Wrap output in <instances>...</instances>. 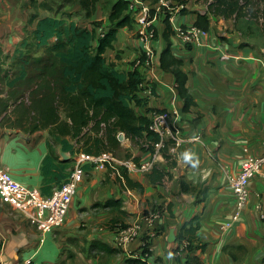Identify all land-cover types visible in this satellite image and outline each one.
<instances>
[{
  "label": "crops",
  "instance_id": "obj_1",
  "mask_svg": "<svg viewBox=\"0 0 264 264\" xmlns=\"http://www.w3.org/2000/svg\"><path fill=\"white\" fill-rule=\"evenodd\" d=\"M100 4L95 20L101 14ZM186 9L189 13L174 18L171 25L174 31L193 25L196 13H205L206 6L191 1ZM31 11L29 0H0V47L5 54H11L26 36L24 30L28 33L34 29L36 21L28 22ZM35 11L38 18L57 16ZM66 12L75 15L71 19L78 25L92 28L90 23L95 20L86 19L77 4ZM133 18V29H120L113 49H108L104 57L118 71L136 70L153 88V96L146 100L148 108L178 109V126L184 143L175 152H169L175 166H170L159 152L154 155L156 168L169 174L160 182H151L148 173L137 169L121 168L132 182L141 185L139 190L126 188L124 182L113 179L106 170L85 164L84 179L63 225L42 244L36 228L20 212L0 201V264H125L127 259H142L143 255L147 264H186L192 251L183 252V247L176 251L179 244L175 238L181 227L196 216L200 224L196 235L206 247L195 254L203 264H264V167L248 185V200L241 217L230 228L226 227L235 210L228 177L239 173L247 156L259 155L264 150V43L257 44L249 30L242 27L248 17L235 20L208 14L210 47L184 46L173 35L171 52L182 61L186 86L195 102V106L183 113L182 101L172 92L173 76L159 66V55L165 47L160 17L152 23L157 38L148 58L136 35L139 21L144 18L141 10ZM107 26L103 23L95 28L96 35ZM221 53L230 59L221 60ZM138 57H143V61L137 65ZM135 110L143 114V108ZM1 129L2 167L16 181L39 192L44 186L54 187L53 183L44 184L41 174L42 161L48 154L47 133L38 131L28 135ZM119 141L121 151L129 156L123 157L124 160L139 158L143 163L153 157L142 153L125 137ZM55 151L60 160L72 159V166L77 160V155L72 157L59 147ZM185 154L189 159L184 158ZM180 181L206 189L204 201L196 202L198 198L202 200L201 194L181 192ZM114 200L119 204L102 207ZM149 215L157 216L159 228L155 237L149 236L144 222ZM137 221L142 223L140 235L119 246L123 229L120 226ZM99 244L115 252L104 254L98 250ZM238 246L244 253L234 252L235 259L223 251L224 247Z\"/></svg>",
  "mask_w": 264,
  "mask_h": 264
},
{
  "label": "trees",
  "instance_id": "obj_2",
  "mask_svg": "<svg viewBox=\"0 0 264 264\" xmlns=\"http://www.w3.org/2000/svg\"><path fill=\"white\" fill-rule=\"evenodd\" d=\"M77 4L86 19H93L102 0H70ZM151 4L157 0H142ZM187 5L189 1L203 4L206 11L196 13L193 26L207 31L208 14L224 19L248 17L250 7H261L264 13V0H174ZM35 10L53 12L52 7L38 3ZM59 11L56 10L55 14ZM153 15V10L149 11ZM189 11L184 7L179 11L185 15ZM164 25L161 34L165 47L159 55L160 69L170 73L176 85V94L182 101L181 112L186 113L195 106L187 89V75L182 71V61L171 52V37L174 31L168 15L161 14ZM250 17V16H249ZM36 21L31 32L15 46L11 54H5L0 47V127L20 131L31 135L38 131L47 133L48 154L41 164L44 184L53 183L59 188L66 180L72 168V159L60 160L55 147L70 156L86 154L98 156L109 152L114 156L121 151L118 133H122L131 144L142 153H155V146L160 137L150 129L149 114L161 110L148 108L147 98L139 95L144 83L136 70L121 72L108 64L104 54L113 49L120 29L132 30L135 20L126 0H112L107 12L108 26L98 36L93 22L92 28L78 25L69 14L61 17L38 18L36 13L29 16L28 22ZM150 27L149 29H152ZM154 38L157 33L154 30ZM143 61V57H140ZM152 88V87H151ZM152 91L154 92L153 88ZM143 108V114L136 112ZM169 143H164L159 150L162 158L175 166L169 154ZM129 156L125 155V158ZM139 158H132L138 165ZM124 187L142 190L138 183L132 182L122 170ZM168 173L154 165L148 173L151 182H160ZM54 187L41 188V195L50 196ZM54 188V189H55ZM180 191L201 194L196 202L204 201L206 189H198L180 181ZM116 206L119 201L106 202ZM124 214V213H123ZM199 217L185 223L175 238L178 242L176 251L190 252L186 264H203L195 254L203 251L205 244L198 241ZM121 228L126 226L121 225ZM199 242L196 246L193 244ZM104 254L115 252L104 244L98 245ZM223 251L232 258L234 252L244 253L241 246L224 247ZM125 264H147L140 258L127 259Z\"/></svg>",
  "mask_w": 264,
  "mask_h": 264
},
{
  "label": "built area",
  "instance_id": "obj_3",
  "mask_svg": "<svg viewBox=\"0 0 264 264\" xmlns=\"http://www.w3.org/2000/svg\"><path fill=\"white\" fill-rule=\"evenodd\" d=\"M129 2V10L134 16L138 10L143 13V19L139 21L140 28L136 32L137 38L142 42L144 55L146 58L152 56V43L154 38V28L152 26L154 20L161 14L168 15L169 23L172 25L173 20L179 14L182 8L187 5L178 3L174 0H157L151 4L142 0H126ZM191 2V1H189ZM188 2V3H189ZM187 3V4H188ZM153 10L154 14L150 15L149 11ZM174 31V30H173ZM175 38L184 46L192 47H210L207 42V31H203L193 25L178 27L174 31ZM221 60L230 59L225 53L220 54ZM147 60V59H146ZM145 60V61H146ZM141 63L138 57L137 65ZM139 95L143 98L153 96V91L148 83H143ZM172 92L176 93V85L172 87ZM150 129L160 137V143L155 146V153L149 160L136 165L132 160H121L115 158L112 153L104 152L98 156H90L86 154L77 155V160L69 171L66 180L59 188H55L50 196H43L33 188H29L16 181L11 174L5 170L0 164V201L20 212L24 218L36 228L39 233V242L42 244L46 237L51 235L55 230L60 228L67 216L71 202L76 195L77 189L84 179L83 166L90 164L93 167L102 168L109 172L113 179L120 183L124 182L121 168L126 170H139L142 173H149L155 164L154 155L159 152L163 144L169 143L168 152H175L184 143L180 127L178 126L179 111L172 108L170 111L152 112L149 114ZM117 137L124 139L122 133H118ZM127 140V139H126ZM264 167V150L256 156H247L235 176L228 177V189L235 199V210L232 214L230 222L226 224L230 228L241 217L248 200V185L250 181L257 175L261 174ZM264 218V216H262ZM144 222L149 229V236L155 237L158 233L157 216L149 215L144 218ZM142 223L134 222L126 226L120 231L119 246L135 240L141 232ZM146 255H143L144 260ZM23 264H30L24 262Z\"/></svg>",
  "mask_w": 264,
  "mask_h": 264
},
{
  "label": "rangeland",
  "instance_id": "obj_4",
  "mask_svg": "<svg viewBox=\"0 0 264 264\" xmlns=\"http://www.w3.org/2000/svg\"><path fill=\"white\" fill-rule=\"evenodd\" d=\"M41 2H45L52 7L53 12L51 13H55V11L58 10L59 13L56 14L58 17H61L64 13L69 14L66 12V10H69L72 6L75 5L70 0H29L30 7L32 9L30 15L36 13L34 6H36L38 3H41ZM111 2L112 0H102L100 4L101 8L99 11V13H101L99 17H101L102 19L98 17L99 19L97 18V20H95V16H94L93 19L95 21L93 22H95L94 23V25H96L95 28L101 27L103 23L109 24L107 21V12L109 10ZM69 16L70 18L75 17L74 14H69ZM246 21L247 22L242 23V27L245 30H249L250 37L252 38V40H254L257 44L258 43L263 44L264 43V13H261V7L259 6H254L253 8L250 7V13ZM92 23L90 24L92 25ZM24 32L27 33V30H24ZM3 129H6V128H2L1 130L4 131ZM114 157L118 159H123V157H125V154H123V152L120 151Z\"/></svg>",
  "mask_w": 264,
  "mask_h": 264
},
{
  "label": "clouds",
  "instance_id": "obj_5",
  "mask_svg": "<svg viewBox=\"0 0 264 264\" xmlns=\"http://www.w3.org/2000/svg\"><path fill=\"white\" fill-rule=\"evenodd\" d=\"M184 158H185L186 160H187V159H189V156H188V154H185ZM168 255H169V258H171V256H172V253H169Z\"/></svg>",
  "mask_w": 264,
  "mask_h": 264
},
{
  "label": "water",
  "instance_id": "obj_6",
  "mask_svg": "<svg viewBox=\"0 0 264 264\" xmlns=\"http://www.w3.org/2000/svg\"><path fill=\"white\" fill-rule=\"evenodd\" d=\"M118 140H121V138H120V137H118Z\"/></svg>",
  "mask_w": 264,
  "mask_h": 264
}]
</instances>
